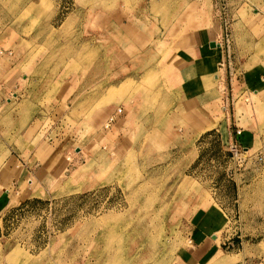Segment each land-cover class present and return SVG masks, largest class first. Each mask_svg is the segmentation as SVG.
Instances as JSON below:
<instances>
[{"label": "rangeland", "instance_id": "obj_1", "mask_svg": "<svg viewBox=\"0 0 264 264\" xmlns=\"http://www.w3.org/2000/svg\"><path fill=\"white\" fill-rule=\"evenodd\" d=\"M137 1L0 0V264L264 257V117L256 133L237 125L230 86L246 34L233 24L245 13L244 25L261 17L255 45L264 67V0H212L221 31L211 48H224L218 67L229 89L220 100L224 122L186 146L150 136L136 155L106 156L91 167H81L84 157L73 159L85 143L82 131L68 136L65 113L81 99L96 106L98 86L126 76L115 74L109 13ZM130 81L99 101L119 89L150 98L152 91ZM145 82L151 87L153 80ZM64 86L73 89L67 102Z\"/></svg>", "mask_w": 264, "mask_h": 264}, {"label": "crops", "instance_id": "obj_2", "mask_svg": "<svg viewBox=\"0 0 264 264\" xmlns=\"http://www.w3.org/2000/svg\"><path fill=\"white\" fill-rule=\"evenodd\" d=\"M216 14L212 0H156L155 4L139 0L129 9L117 6L109 13L115 74L126 76L105 88L102 80L96 100L100 104L96 106L83 99L70 102L64 117L69 137L82 131L85 144L78 147L73 158H85L81 167H91L93 161H102L106 156L116 160L129 153L136 155L142 140L150 136L173 138L177 145L186 146L188 138L199 137L224 122L227 109L220 100H227L229 89L223 68L218 65L225 51L221 44L218 49L209 46L219 44L221 27ZM247 17L249 13L233 24L246 34L239 39V64L232 71L230 86L237 125L256 133L264 117L263 51L255 45L261 40L262 20L255 13L249 20L253 24L248 26L243 24ZM143 77L153 80L151 87L140 83ZM129 80L138 85V90L152 91L150 98L119 89L111 101L100 102L107 89H117ZM64 87L67 102L73 89ZM180 126L185 129L182 136L175 131ZM233 255L231 264H264V257ZM226 259L208 264H224Z\"/></svg>", "mask_w": 264, "mask_h": 264}, {"label": "bare ground", "instance_id": "obj_3", "mask_svg": "<svg viewBox=\"0 0 264 264\" xmlns=\"http://www.w3.org/2000/svg\"><path fill=\"white\" fill-rule=\"evenodd\" d=\"M166 9V8H165ZM170 9V8H169ZM190 23V22H189ZM186 25V24H185ZM184 25V26H185ZM191 26V25H190ZM161 35V34H160ZM164 38V37H163ZM168 38V37H167ZM144 51V50H143ZM137 56V55H136ZM86 57V56H85ZM250 62V61H249ZM192 67H194V66H192ZM166 69V68H165ZM189 69V68H188ZM191 71V70H190ZM173 74V73H172ZM189 77H191V76H189ZM131 82V81H130ZM154 148V147H153Z\"/></svg>", "mask_w": 264, "mask_h": 264}, {"label": "built area", "instance_id": "obj_4", "mask_svg": "<svg viewBox=\"0 0 264 264\" xmlns=\"http://www.w3.org/2000/svg\"><path fill=\"white\" fill-rule=\"evenodd\" d=\"M237 134L239 135V134H241V132L240 131H237Z\"/></svg>", "mask_w": 264, "mask_h": 264}, {"label": "water", "instance_id": "obj_5", "mask_svg": "<svg viewBox=\"0 0 264 264\" xmlns=\"http://www.w3.org/2000/svg\"><path fill=\"white\" fill-rule=\"evenodd\" d=\"M212 46H213V43L210 44V47H212Z\"/></svg>", "mask_w": 264, "mask_h": 264}]
</instances>
